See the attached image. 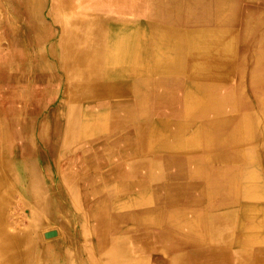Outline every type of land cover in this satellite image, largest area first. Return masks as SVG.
<instances>
[{
  "label": "bare ground",
  "instance_id": "1",
  "mask_svg": "<svg viewBox=\"0 0 264 264\" xmlns=\"http://www.w3.org/2000/svg\"><path fill=\"white\" fill-rule=\"evenodd\" d=\"M0 264H264V0H0Z\"/></svg>",
  "mask_w": 264,
  "mask_h": 264
},
{
  "label": "rangeland",
  "instance_id": "2",
  "mask_svg": "<svg viewBox=\"0 0 264 264\" xmlns=\"http://www.w3.org/2000/svg\"><path fill=\"white\" fill-rule=\"evenodd\" d=\"M26 215V214H25Z\"/></svg>",
  "mask_w": 264,
  "mask_h": 264
}]
</instances>
